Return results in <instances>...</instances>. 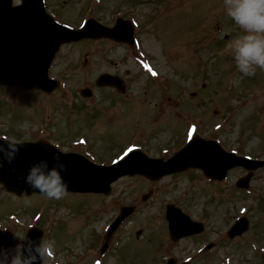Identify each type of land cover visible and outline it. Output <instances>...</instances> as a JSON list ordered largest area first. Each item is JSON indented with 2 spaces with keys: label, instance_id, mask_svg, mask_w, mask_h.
<instances>
[{
  "label": "rangeland",
  "instance_id": "obj_1",
  "mask_svg": "<svg viewBox=\"0 0 264 264\" xmlns=\"http://www.w3.org/2000/svg\"><path fill=\"white\" fill-rule=\"evenodd\" d=\"M45 3L58 21L71 26L90 17L107 25L129 18L136 44L128 48L99 39L63 45L51 72L64 78L63 84L52 94L0 87V135L46 138L97 162L96 156L107 162L133 147L166 158L193 134L264 158V71L257 68L248 77L236 70L226 45L240 29L226 16L222 0ZM105 72L124 78L125 92L96 86ZM87 85L95 93L91 99L78 93ZM74 104L80 107L72 109ZM242 175L244 170L234 169L214 184L195 168L157 181L125 176L110 195L66 192L61 200L39 193L17 196L0 185V227L25 234L32 225L42 228L44 240L54 241L47 264H164L170 257L176 264H264V170L255 173L249 195L236 187ZM147 192L150 197L142 202ZM169 202L204 221L205 232L173 242L164 218ZM126 204L136 205V213L101 255L97 238ZM241 215L249 218L250 228L230 239L227 231ZM208 242L215 246L205 251Z\"/></svg>",
  "mask_w": 264,
  "mask_h": 264
},
{
  "label": "water",
  "instance_id": "obj_2",
  "mask_svg": "<svg viewBox=\"0 0 264 264\" xmlns=\"http://www.w3.org/2000/svg\"><path fill=\"white\" fill-rule=\"evenodd\" d=\"M133 25L130 21L118 19L115 27H107L94 19H89L80 29H71L56 22L47 13L43 0H23L19 6H11V0H0V83H21L27 87H36L53 91L59 81L50 79L48 68L55 53L63 42L80 40L85 37L107 36L120 41L133 42ZM101 84H113L123 89L122 82L109 74L99 77ZM83 95L88 92L81 91ZM4 141H0L3 143ZM19 152L11 164L0 165V182L4 187L18 195L35 193L24 182V175L30 164L47 159L52 163L53 152L62 153L60 159L66 165L62 175L68 181V191L111 192V183L122 175L145 174L159 179L165 174L179 172L188 167H200L213 178L222 179L227 170L241 165L248 169L264 166V161L239 157L226 152L217 141L193 138L188 145L167 161L148 158L140 151H132L125 159L112 166L96 165L76 153H63L45 142L19 143ZM250 174L241 178L239 186L249 185ZM27 189V191H26ZM150 194H145L146 199ZM134 208L124 206L115 221L109 226L103 250L108 245L113 232L122 220L133 212ZM166 217L169 221L171 238L174 241L183 236L198 233L204 224L191 219L174 204H167ZM248 220L242 217L230 228V237L242 234L248 228ZM29 239L20 241L25 246L39 243L41 231L34 229L27 235ZM35 238V239H33ZM17 243L9 235L0 232V247ZM213 244L207 246L211 248ZM34 250V248H33ZM170 263H174L172 260ZM35 264H40L37 260Z\"/></svg>",
  "mask_w": 264,
  "mask_h": 264
},
{
  "label": "clouds",
  "instance_id": "obj_3",
  "mask_svg": "<svg viewBox=\"0 0 264 264\" xmlns=\"http://www.w3.org/2000/svg\"><path fill=\"white\" fill-rule=\"evenodd\" d=\"M222 5L226 16L240 29V34L226 45L236 70L248 77L255 75L257 68L264 71V0H222ZM19 146L14 137L0 143V165L4 162L11 164ZM61 155L53 152L51 164L47 159L30 164L24 175L28 188L49 200H61L68 190V181L62 175L66 165L60 159ZM12 236L17 243L11 246V255L9 250L0 247V254H3L0 264H35L37 260L40 264H47L54 241L39 237L38 244L25 246L20 243L29 239L24 232L16 231Z\"/></svg>",
  "mask_w": 264,
  "mask_h": 264
},
{
  "label": "flooded vegetation",
  "instance_id": "obj_4",
  "mask_svg": "<svg viewBox=\"0 0 264 264\" xmlns=\"http://www.w3.org/2000/svg\"><path fill=\"white\" fill-rule=\"evenodd\" d=\"M19 2H20V0H16V2H15V3L17 4V3H19ZM89 248H90V247H89ZM0 255H1V254H0Z\"/></svg>",
  "mask_w": 264,
  "mask_h": 264
}]
</instances>
